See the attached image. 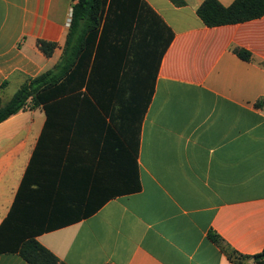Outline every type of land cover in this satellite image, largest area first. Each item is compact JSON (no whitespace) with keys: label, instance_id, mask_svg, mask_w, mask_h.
Listing matches in <instances>:
<instances>
[{"label":"crops","instance_id":"crops-1","mask_svg":"<svg viewBox=\"0 0 264 264\" xmlns=\"http://www.w3.org/2000/svg\"><path fill=\"white\" fill-rule=\"evenodd\" d=\"M143 1L173 38L137 152L127 122L100 106L45 112L29 103L0 123V224L19 197L35 240L64 264H256L251 257L264 248V16L206 27L196 15L203 0ZM74 2L0 0L2 104L60 60ZM38 40L55 44L51 55ZM0 264L27 263L4 253Z\"/></svg>","mask_w":264,"mask_h":264},{"label":"trees","instance_id":"trees-1","mask_svg":"<svg viewBox=\"0 0 264 264\" xmlns=\"http://www.w3.org/2000/svg\"><path fill=\"white\" fill-rule=\"evenodd\" d=\"M196 15L206 27L244 23L264 16V0H233L228 6L203 0ZM172 38L170 28L143 0H75L60 60L22 84L5 104L0 99V123L29 103L41 105L45 112L57 104L97 105L127 122L128 132L134 131L136 153L140 123ZM36 44L45 56L55 48L54 43L41 40ZM232 51L242 60L251 59L242 48ZM29 212L18 197L0 224V255L16 253L27 264H64L35 240ZM208 237L229 258L235 257L215 233L209 232ZM251 259L263 264L264 248Z\"/></svg>","mask_w":264,"mask_h":264}]
</instances>
